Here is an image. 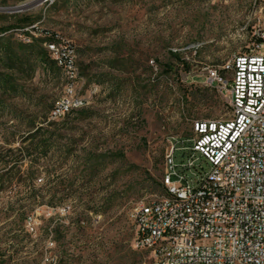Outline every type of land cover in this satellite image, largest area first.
Masks as SVG:
<instances>
[{
	"label": "rangeland",
	"instance_id": "obj_1",
	"mask_svg": "<svg viewBox=\"0 0 264 264\" xmlns=\"http://www.w3.org/2000/svg\"><path fill=\"white\" fill-rule=\"evenodd\" d=\"M248 3L0 0L1 8L29 4L0 10V27L15 26L0 44V77L13 79L4 85L0 78V222L17 228L27 213L41 221L37 237H13L18 252L0 251V264H36L46 251L58 264H151L149 251L133 247V210L144 196L164 192L172 136H189L195 122L229 115L207 75L248 19ZM27 15L39 30L27 25ZM56 34L76 47L85 101L59 121L49 113L64 94L65 71L50 55L47 64L27 63L30 46L47 51L42 40ZM12 55L19 60L9 67ZM43 124L62 136L69 131L47 153L36 148L41 136L26 138ZM68 145L72 154L65 153ZM175 156L183 160L181 151ZM5 242L0 238V246Z\"/></svg>",
	"mask_w": 264,
	"mask_h": 264
},
{
	"label": "built area",
	"instance_id": "obj_2",
	"mask_svg": "<svg viewBox=\"0 0 264 264\" xmlns=\"http://www.w3.org/2000/svg\"><path fill=\"white\" fill-rule=\"evenodd\" d=\"M247 9L237 37L224 42L229 52L223 62L207 75L229 115L195 122L189 136H172L164 154V192L144 196L133 210V247L149 251L151 264H264V0H249ZM45 46L66 75L64 94L49 113L59 121L85 104L78 93V54L58 34ZM40 225L33 213L17 228L0 222V238L7 239L0 251L17 253L13 237L35 238ZM36 264H58V258L46 251Z\"/></svg>",
	"mask_w": 264,
	"mask_h": 264
},
{
	"label": "trees",
	"instance_id": "obj_3",
	"mask_svg": "<svg viewBox=\"0 0 264 264\" xmlns=\"http://www.w3.org/2000/svg\"><path fill=\"white\" fill-rule=\"evenodd\" d=\"M25 19H26V23L28 26H33L35 21H37V19L32 17V15H27L25 17ZM14 27L15 26H11L9 28L0 27V44H1V41L4 39V35H1V34L6 32L7 30H9L11 28H14ZM32 30L37 31L39 29L36 26H33ZM30 36H31V40H38V39H35L34 35H30ZM49 41H51V40H49ZM42 42H48V41H47V39H44V41L42 40ZM30 47L31 48H30V51H29V54L27 57V63L30 65H34L35 63L47 64L48 59H49L48 51H46L43 47H40V45H36L34 48L32 46H30ZM8 48H9V50H11L10 47H8ZM170 53L172 56L177 57V54L175 51H170ZM10 60H12V61L10 62V64H8V65H10L9 67H14L15 63H12L13 60L17 61V60H19V57L15 58L14 55H12ZM0 78L3 81L4 85H8V83L13 82L12 76H4V77H0ZM74 111L75 110H73L72 112H74ZM52 124L54 125L56 123L52 122L51 126H53ZM65 124L68 125L69 123L66 122ZM68 132L69 131L66 132V135L62 136V133H59V131L57 132L56 128L47 129V128H45V125L43 124V125L38 126L36 129L30 128L28 130V135L26 138L33 139V138L37 137L38 135L41 136V139H39V141L36 145V148H37V150H41L42 152L47 153L49 151V149L51 148V146H54V142L56 141L55 139L59 138V136H62L61 138H66V136L69 134ZM26 138H24L22 141H24ZM66 140H67V138H66ZM68 146H71V147H65V153L72 154V152H73L72 148L73 147H72V145H68ZM26 152L28 154L29 150L27 149ZM24 154H26V153H24ZM37 195H38L37 192H33L32 196H30V197L32 198V197H35Z\"/></svg>",
	"mask_w": 264,
	"mask_h": 264
},
{
	"label": "water",
	"instance_id": "obj_4",
	"mask_svg": "<svg viewBox=\"0 0 264 264\" xmlns=\"http://www.w3.org/2000/svg\"><path fill=\"white\" fill-rule=\"evenodd\" d=\"M29 4H23V5H19V6H13V7H9V8H1L0 10H12V11H18V10H22L26 7H28Z\"/></svg>",
	"mask_w": 264,
	"mask_h": 264
}]
</instances>
